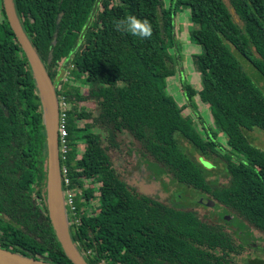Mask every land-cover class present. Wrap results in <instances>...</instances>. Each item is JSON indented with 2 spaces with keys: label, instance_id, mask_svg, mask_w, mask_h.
Returning <instances> with one entry per match:
<instances>
[{
  "label": "trees",
  "instance_id": "trees-1",
  "mask_svg": "<svg viewBox=\"0 0 264 264\" xmlns=\"http://www.w3.org/2000/svg\"><path fill=\"white\" fill-rule=\"evenodd\" d=\"M14 2L45 67H69L58 95L71 107L66 165L80 223L70 225V235L86 263L250 264L249 259L239 263L236 256L248 251L252 232L264 235V150L250 135L256 129L264 132V93L235 52L264 76V0H228L230 6L224 0H100L95 15L97 0ZM0 7V166L24 172L17 189L0 192V248L72 264L48 207L43 231L27 214L34 194L41 199L47 189V135L32 68L2 0ZM185 9L193 25L190 37L202 52L194 57L200 84L191 86L181 77L187 103L180 106L167 86L177 76L176 22ZM128 15L149 20L151 38L116 31L115 22ZM197 98L209 105L211 125ZM87 102L94 105V117L80 106ZM187 108L194 117L184 115ZM80 142L83 151L77 149ZM135 151L155 179L170 178L189 201L182 204L186 196L162 201L130 184L129 171H120L121 160L127 163ZM201 198L215 202L223 213L202 215L193 205L202 204ZM92 199L96 204L87 205ZM8 216L23 219L26 231Z\"/></svg>",
  "mask_w": 264,
  "mask_h": 264
},
{
  "label": "rangeland",
  "instance_id": "rangeland-1",
  "mask_svg": "<svg viewBox=\"0 0 264 264\" xmlns=\"http://www.w3.org/2000/svg\"><path fill=\"white\" fill-rule=\"evenodd\" d=\"M228 6H230L228 0H224ZM165 3L168 4L169 0H165ZM182 11V10H181ZM239 25H242L240 21H238ZM176 27L179 35H177L178 43L177 46H179L178 50L176 51L177 57L180 58L179 63L177 64V76L168 82L167 91L171 94V96L174 97V99L178 102L180 106H184L187 103V98L184 97L181 88V77L187 78V82L191 86H197L200 84V77L199 74L196 71V66L194 63V57L199 55L202 52L201 47L192 40L190 37L191 31L193 29V25L190 24V11L188 9H185L182 13L178 14ZM174 51L172 50L170 52V55L173 56ZM236 56L239 58V61L243 65L244 70L247 72V74L250 76V78L253 80V82L260 88L264 93V76L252 65L250 64L240 53L235 52ZM87 88H83V93L88 95V92L86 90ZM61 92V88L59 87L57 90V94ZM59 100L60 96L58 95ZM197 103L199 105L201 114L204 118V120L211 125L212 124V116L210 112V107L207 104L202 103L197 98ZM80 106L84 109H86L89 112H92L93 117L96 115V112L94 111V105L91 102H87L86 104L81 103ZM185 116L194 117L195 115L192 113L191 109H185L184 110ZM86 122H81L80 126L85 127ZM251 139L253 140V144L264 150V132L260 129H256L251 134ZM184 147L187 149V151L192 150V146L189 145L186 139L182 137V140ZM219 142L227 148L226 141L223 137L219 138ZM181 144V143H180ZM181 147L183 148L182 144ZM195 157L199 158L200 155L198 153H195ZM195 159V158H194ZM116 161L120 162V159L117 158ZM123 162L122 170H120L123 173L127 174L126 169L129 171V183L132 184L135 188H137L141 193L147 194L149 196H152L154 198L160 199L162 201H171L175 196H186L183 198L182 204L184 203V200L189 197V194L181 193L183 189L179 188L175 183L171 181L170 178L163 176L160 179L156 178L153 172L147 170L145 166H141L138 161V153L135 151L133 158H131L127 163L125 161L121 160ZM141 168H137L140 167ZM208 170H211L212 167L206 166ZM219 173L224 169L218 168ZM217 171V170H216ZM154 175V176H153ZM218 176V174H216ZM181 191V192H180ZM180 192V193H179ZM65 199V205L67 202V199L64 195ZM188 200V199H187ZM203 204L199 202V204H193L195 205V208H197L202 215H208L211 216L212 214H220L223 213L222 208L219 209L216 206V203H211L206 200L205 198H201ZM189 201V200H188ZM180 203V202H179ZM68 210V206H66ZM256 235V238L259 239L256 243H262L264 241V237H261L262 235H259L258 233H254ZM256 251V250H253ZM254 253V252H253ZM255 255V254H254ZM246 257V258H245ZM243 259H249L250 264H264V251L256 253L255 256L253 255H245L241 256L236 259L239 263H243Z\"/></svg>",
  "mask_w": 264,
  "mask_h": 264
},
{
  "label": "water",
  "instance_id": "water-1",
  "mask_svg": "<svg viewBox=\"0 0 264 264\" xmlns=\"http://www.w3.org/2000/svg\"><path fill=\"white\" fill-rule=\"evenodd\" d=\"M100 0H97L92 15H95ZM4 10L10 27L26 54L34 74L40 102L42 104L43 123L46 128L48 144L46 202L51 224L63 251L72 264H87L74 245L70 235V216L65 205L62 172L59 156L60 105L57 85L53 82L47 68L36 49L27 37L17 15L14 0H3ZM92 20V19H90ZM66 71L62 70L58 80H64ZM0 264H51L40 259L25 257L0 248Z\"/></svg>",
  "mask_w": 264,
  "mask_h": 264
},
{
  "label": "flooded vegetation",
  "instance_id": "flooded-vegetation-1",
  "mask_svg": "<svg viewBox=\"0 0 264 264\" xmlns=\"http://www.w3.org/2000/svg\"><path fill=\"white\" fill-rule=\"evenodd\" d=\"M3 19H4V15H3V12H2V8L0 7V23L3 22ZM60 66H61L60 68L59 67L55 68V67H51L50 66L47 69L50 76H54V75L56 76V77L54 76V78L53 77H51V78H52L53 82L56 83L57 89L60 87V82L66 81L69 78V71H68L69 67L67 68V64L66 63H62V65H60ZM71 67L72 66H70V68ZM62 70L66 71L65 79L59 81L58 78L61 75ZM70 109H71V107H70ZM79 144H80V147H78L77 149L79 151H83L84 150L83 143L80 142ZM17 169H18V167H14V170H11L10 168H7V167L5 169H3L2 166H0V177H2V178L5 177L4 180L0 182V192L4 193L5 191L10 190V189H14V188L17 189L18 186H16V185H17V183H18V181L20 179L22 181V177H23L22 175L24 173L23 169L22 170L18 169V172H16ZM84 180L87 183L86 185H88V186L92 182V180H87V179H84ZM21 181H19V183ZM22 182H24V181H22ZM38 184L40 185L41 188H44L43 186H41L40 181H38ZM38 187L39 186H37V189H40V187L39 188ZM95 187H99V184H96ZM34 200H35L34 205H33L32 209L29 212H27V214H29L31 217H33L35 219V221L38 222L41 225V229L43 231V228L47 225V220H46V215H47V213H46V209H47L46 189L45 190L43 189V194H42V198L41 199H40L39 195L34 194ZM82 202L86 203L87 201L85 199H83ZM89 204H91V205L96 204V200L92 199L91 201H89V203L87 205H89ZM87 205H85V206H87ZM85 206H84V208L86 209ZM17 207H20V205H18ZM6 219L10 220L12 223L15 222L16 224H19L20 229H23L24 231H26L27 226H25L24 224H21V223L24 222L23 219H22L23 221L22 220L16 221L13 217H10V216L6 217ZM252 233H253V235H252L253 236V240L250 241V242L248 241V243H247L248 251L246 253H243L240 256H236V259L241 257V256H245V255H247V256L248 255L255 256L256 253L264 251V241L262 243H259V244L256 243V242L259 241V239L256 238V235H254V232H252ZM255 233H258L259 235H262L259 232H255ZM31 236H34V235L32 234ZM34 237L38 241L43 242L42 237H39V236H36V235ZM261 237H264V235L260 236V238ZM8 242H10V241H8ZM253 250H256V251H253ZM28 253H29V255H31L30 252H28ZM87 255H89V254H87ZM83 257L85 258V256H83ZM101 264H105V262L101 263Z\"/></svg>",
  "mask_w": 264,
  "mask_h": 264
},
{
  "label": "built area",
  "instance_id": "built-area-1",
  "mask_svg": "<svg viewBox=\"0 0 264 264\" xmlns=\"http://www.w3.org/2000/svg\"><path fill=\"white\" fill-rule=\"evenodd\" d=\"M60 127H59V156H60V165L62 172V183L63 187H66L64 190V195L67 199L66 206H68L69 216L72 214L74 219L70 217V225L79 224L80 219L77 217V207L75 203V190L71 188V178L69 177V168L66 165L67 155L70 151L69 140H68V126H67V111L69 110L68 103L65 98H63L60 102ZM64 162V163H63Z\"/></svg>",
  "mask_w": 264,
  "mask_h": 264
},
{
  "label": "clouds",
  "instance_id": "clouds-1",
  "mask_svg": "<svg viewBox=\"0 0 264 264\" xmlns=\"http://www.w3.org/2000/svg\"><path fill=\"white\" fill-rule=\"evenodd\" d=\"M115 30L131 35L132 37L139 38L140 40L149 39L153 34V27L151 22L147 19H140L135 15H128L117 20L115 22ZM62 99L63 97L60 98L59 105Z\"/></svg>",
  "mask_w": 264,
  "mask_h": 264
}]
</instances>
